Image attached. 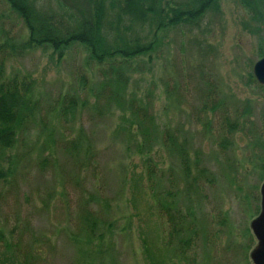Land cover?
<instances>
[{
    "label": "rangeland",
    "instance_id": "obj_1",
    "mask_svg": "<svg viewBox=\"0 0 264 264\" xmlns=\"http://www.w3.org/2000/svg\"><path fill=\"white\" fill-rule=\"evenodd\" d=\"M242 20L236 0H220L218 11L184 33H166L151 59L133 62L126 72L131 77L128 95L143 97L160 132H177L212 175L209 182L200 180L186 200L181 192L187 182L178 163L157 139L151 156L158 184L152 193L143 156L124 128L135 127L130 123L134 120L127 113L124 118L120 106L104 109L102 117L80 107L74 118H61L80 75L87 76L93 91L102 81L101 68L81 46L67 49L63 58L25 47L28 31L7 1L0 0V48L7 41L12 45L0 50V57L9 54L7 78L30 82L34 115L19 137L25 141L22 153L30 155L24 164L14 165L17 182L0 199L5 241L0 264H22L29 248L42 258L39 264H184L176 243L164 241L166 219L160 205L170 191L177 195L170 198L171 205L191 214L193 264H253L250 254L257 240L251 222L260 213L264 183V91L248 80L259 59ZM207 87L214 91L207 93ZM91 91L86 97L93 104ZM226 110L232 119L240 118L241 130L232 136L220 130ZM81 129L97 150L95 174L79 171L57 149ZM224 136H230L227 150L220 144ZM44 159L48 165L41 164ZM91 199L89 208L104 224L88 239L80 203Z\"/></svg>",
    "mask_w": 264,
    "mask_h": 264
},
{
    "label": "trees",
    "instance_id": "obj_2",
    "mask_svg": "<svg viewBox=\"0 0 264 264\" xmlns=\"http://www.w3.org/2000/svg\"><path fill=\"white\" fill-rule=\"evenodd\" d=\"M6 1L28 31L25 47L51 50L59 54V58H63L67 49L81 46L88 53L90 62L101 68L102 81L93 91L88 89L87 76L80 75L75 94L66 98L62 106L61 118H74L80 107L92 110L93 116L102 117L104 111L120 106L124 118L127 113L130 115V121L134 120L130 123L135 124V127L124 125L126 126L124 128L133 139L131 145L143 156L147 180L154 195L158 184L155 181L158 166L151 156L155 139L161 142V147L177 161L180 175L187 182L186 190L181 192L187 194L186 200L191 197L189 191H194L200 180L209 182L212 178L209 169L203 165V160L198 155L191 156L189 143L181 140L177 132L170 128L162 129L160 132L156 127L151 107L144 103L143 97L134 93L128 95L131 77L126 72L133 62L144 57L151 59L166 33L170 31L184 33L185 29L197 25L209 13L218 11L220 0ZM236 3L243 12V28L252 37L256 45V55L261 59L264 57V0H236ZM11 47L7 41L0 50ZM8 55L4 53L0 57V199L8 188L11 190L17 182L14 165L24 164L30 155V151L28 154L22 153L25 141L22 142L19 137L28 131L30 119L34 116L30 82L17 76L6 77L5 64ZM248 80L250 84L264 91V86L257 82L253 71L249 73ZM206 90L209 94L214 91L208 87ZM87 91H91L95 97L96 101L93 104L86 97ZM83 94L84 99L81 98ZM206 104L207 101L203 103V110L207 107ZM216 109L213 107L214 111ZM224 113L220 130L225 132V135L232 136L241 130L240 118L232 119L227 110ZM81 130L74 138L58 143L57 149L79 171L91 170L95 174L97 168L94 166V155L97 150L86 137L84 130ZM140 135L141 141L138 139ZM229 137L224 136L220 142L224 150L231 144ZM48 163V159H44L41 164ZM165 197L167 200H162L160 205V212L166 219L164 241L169 245L176 243L177 256L184 264H193L195 254L189 256L193 252L194 232L188 224V222L192 224L191 214H185L171 205L173 200L170 198H177L171 191L167 192ZM93 200L86 202L81 200L80 203L82 230L89 236L88 239H92L98 231V226L104 224L89 208L90 205L93 207ZM3 238L4 234L0 232V249L5 242ZM21 260L22 264H39L42 258L29 248Z\"/></svg>",
    "mask_w": 264,
    "mask_h": 264
},
{
    "label": "water",
    "instance_id": "obj_3",
    "mask_svg": "<svg viewBox=\"0 0 264 264\" xmlns=\"http://www.w3.org/2000/svg\"><path fill=\"white\" fill-rule=\"evenodd\" d=\"M253 74L257 82L264 86V57L254 64ZM251 230L257 240V245L250 254L251 261L253 264H264V183L261 187L260 213L251 222Z\"/></svg>",
    "mask_w": 264,
    "mask_h": 264
}]
</instances>
